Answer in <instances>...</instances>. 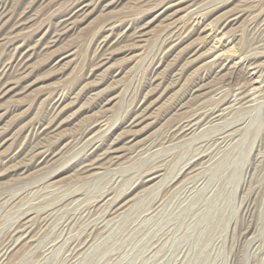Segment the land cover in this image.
<instances>
[{"label": "rangeland", "instance_id": "1", "mask_svg": "<svg viewBox=\"0 0 264 264\" xmlns=\"http://www.w3.org/2000/svg\"><path fill=\"white\" fill-rule=\"evenodd\" d=\"M24 1L12 0L15 13L22 12L30 0ZM169 1L153 0L139 11L137 0H121L103 11L102 5L90 8L78 21L76 31L56 46L40 48L32 55L28 72L0 102V250L14 227L33 211L26 219L33 228L30 241L16 247L9 260L0 264H264V88L252 107L231 114L223 122L208 124L176 143L172 129L179 119L198 111L207 118L236 92L233 78H212L209 74L203 81L206 87L193 94L194 81L207 73L204 63L209 60L190 52L196 37L187 39L157 68L170 28L188 19L187 4L170 9V19L152 23L142 48L127 51L129 42H123L108 65L94 69V48L111 20L136 18L135 22L145 23ZM199 2L197 14L208 22L242 5L239 0ZM257 3L247 4L245 15L227 29L235 39L230 46L234 45L240 56L264 51L253 30L257 23L253 9L264 7V0ZM69 4V0L34 2L32 13L39 17L17 39L9 43L0 40V67L11 44L23 40L20 38L25 34L42 36L52 16ZM168 22L172 25L169 28ZM73 51L76 58L72 60L69 54ZM186 53L188 60L194 61L183 60ZM238 55L236 61L240 60ZM156 68L163 77L156 83L163 88L169 84L165 79L172 69L182 68L180 81L169 84L164 94L154 89L149 98L156 99L151 117L136 131L127 132L126 121L153 87ZM112 72L119 74L110 78ZM261 76L264 86V68ZM56 92L66 95L65 104L77 100L61 113V119H71L28 145L36 126L52 119L48 113ZM113 96L119 101L109 109L96 104L102 97ZM185 97L182 107L171 111ZM98 119H106L101 129L96 128L98 139L106 141L107 147L120 138L117 147L123 146L122 157L99 174L78 178V164L90 147L80 140L81 132ZM228 130L232 132L225 136ZM53 134L57 136L52 138ZM222 136L226 140L236 137V141L222 147L224 138L216 140ZM52 139L59 140L52 143L54 149L70 140L71 147L48 164L20 174L19 169L31 163L34 144H51ZM196 153L204 156L195 169L171 187L173 177L182 173V165ZM155 164L164 169L158 179L161 183L148 190L150 184L136 186ZM159 199L163 201L160 208ZM125 200V209L112 213L113 204ZM150 209L155 211L148 216Z\"/></svg>", "mask_w": 264, "mask_h": 264}, {"label": "bare ground", "instance_id": "2", "mask_svg": "<svg viewBox=\"0 0 264 264\" xmlns=\"http://www.w3.org/2000/svg\"><path fill=\"white\" fill-rule=\"evenodd\" d=\"M45 1L47 0H30L28 4L23 7L24 10L22 12L15 13V10H13L12 0H0V40H4L9 43L17 36L22 35V30H24L25 28L27 29L29 27L28 24L39 17L38 14L32 13V11L34 10V8L32 9L33 3L36 2L43 4ZM120 1L121 0H69V5H66L62 10L56 12L55 16H52L54 17V19H52L51 23L47 25V28L42 36L37 35L38 37L36 38V36H34V33L30 34L29 36L25 34L22 38H20L23 40L18 43L16 42L14 44H11L10 50L7 51L5 59H3L4 65L0 67V102H2V100H4V98H6V96L11 93L13 86H16L23 78V75L28 72V63L31 60L32 55L37 52L38 49H50L56 46L60 41L64 40L70 32L76 31L78 21L81 19V17H86V14H88L87 12L90 10V8H93L94 10L99 6L101 7L102 5L103 11L105 8H108L111 5L120 3ZM152 1L153 0H137L136 4H140V6L137 7V10L139 11L143 9V6L153 3ZM199 1L201 0H171L168 3H165L168 6L161 8L158 13L153 16L152 19H150L149 21H145V23L135 22L136 18L131 19L130 21H128L127 19L126 21L124 19H117L115 21L111 20L112 22L108 23L109 27L106 29V34L102 35V37L99 38L95 46L96 48H94V69L103 68L104 66L109 64L112 58H114L113 56L115 51L120 48H116L118 45L121 46L123 42H129V46L126 49L127 51L131 52L134 49L142 48L144 46V42H146V40L148 39L146 38V36L148 35L147 29L151 26L152 23H154L158 19H162L163 21L164 19H170L168 18L170 17V13H168L170 9H173V7L176 6L187 4L188 11L185 16H188V19L183 21V24L176 23L174 26L170 25L169 22L167 23L169 25L161 24L162 26L167 25L168 28L169 26L172 27L170 28L169 36L166 39L167 45L165 46L164 51H162V53L157 57V68L161 67L165 63V61L173 55L177 48L181 44L185 43L187 39L196 37L195 46L190 52H193L192 54L194 56L200 53L199 56H205L206 58H209V60L204 63L206 69H208L207 73L199 75L194 81L193 87L195 88V90L193 91V94L201 91L206 87V83H203V81L206 77H208L207 75L209 74L211 76L213 75L212 78H221L225 76H227L228 78H233L235 83L234 88L236 86V92L232 95L233 99L229 98L227 102L224 101V104L221 107L219 106V109H215L211 114L207 115V118H204V113L198 111L196 114H190L185 116L181 120L179 119V121L173 126L172 129V132H174V140H176V143L182 142L185 138H187V136L195 133L198 130L200 131L204 128H207L209 126L208 124L212 125L214 122H218L219 120H222L223 122L231 114L241 111L242 109H248L249 107H252L256 104L258 97L260 96V94H258L259 90L264 88L262 81L260 80L262 78L261 74L264 68V51H261V53L257 52L259 54L255 53L246 56L238 55L239 53L237 54V52L234 51L236 49H234V45L232 47L230 46V44H232L235 39L233 37H230V33L227 30L237 22H239L242 16L245 15L246 10H248L247 8H245L248 7L247 4L262 2V0H239V2L242 3V5L240 4L241 6L238 5L237 7H235V9L230 11V13H227L225 17L223 16V18L219 20H214L215 23L212 20L208 22L209 20L207 21L197 14V10L199 9H197V6L199 3H201ZM209 2H211V0H209ZM22 3H26V1ZM260 8H251L253 10H256L254 11L255 17L253 18H255V22L257 23L254 26L253 30L261 41V43H258V46L264 47V7H262L261 9ZM253 10L251 11V13L253 12ZM205 16H207L206 13ZM12 17H14V20L10 24V19ZM125 26L127 27L125 28V30H123ZM188 54L189 53H186L185 56L183 55V60H187L186 62L194 61L188 60L190 59V57H186ZM69 55L74 57L75 51L71 52ZM237 55L239 56V61L235 60V56ZM75 58L76 57L72 58V60ZM186 62L185 64L183 63V65H186ZM157 68L154 72V75L152 76L153 79L150 77L153 80V84H151V86L153 87H151V89L146 93V96L143 98L140 104H138L135 112L132 114V116H130L128 121H126V130L128 129L127 132L136 131V129L140 125H142L143 121L151 117L153 112L150 111L154 107V105H156V99L149 101V98L152 95L151 93H153L154 89L157 90V94L158 91H161L164 94L169 87V84L174 85L180 81L179 79L181 78L182 68L176 70L174 69L175 71H173L172 69L170 74H168L165 79L169 84H167L166 87L163 88L164 85H161L160 83L158 85V83H156L157 80L163 78L162 76L159 77V74H157ZM258 73L260 74L257 76ZM94 74L95 72L91 75L93 76ZM118 74L117 72H112L109 77L112 78ZM86 86L87 85H85L84 87L86 88ZM56 94L57 96L55 98L53 97L54 102L51 104V108L48 113L52 119L46 124L40 123V125L36 126L35 132L32 134L31 139H29L27 143L28 145L33 144V140H35L37 137H47L50 133L56 132V130L63 127L64 124L68 123V121L71 119H61V113L62 111L66 112L68 109L67 106L74 104L77 100L75 99L65 104L64 102L66 99V95L62 93L58 94V92H56ZM107 98L108 97H102V99H99L96 104L101 106L102 109L107 106V109H109L111 108L109 106L112 103L116 104L119 101L118 96H113L109 99ZM188 98L191 99L194 97ZM185 99L186 97L179 103H177L174 109H172L171 111L175 112V110H179L182 107L183 103H185ZM105 120L98 119L95 124H93L94 122L91 123L93 125H90L81 132L80 140L87 141L90 147L87 150L88 152L86 157L80 162V164H78L76 170L79 172L78 174L80 177L78 178H88L93 175L99 174L101 172V169H104L106 165L113 166L118 164V159L122 157L121 153L123 152V146L121 145L122 147H117L120 138L113 139V141L107 147H105L106 141L101 142L102 140L98 139V135L100 133L97 132L98 130L96 128L99 127L101 129L104 126ZM225 132L228 133L224 135L228 136L229 134H231L232 130H228ZM56 136V134H53L52 138H55ZM225 136H222L220 138L217 137L216 140L224 138L222 141L224 143L222 147L228 148L231 143H235L234 141H236V137H231L226 140ZM59 138L60 137H58V139ZM49 139H51V137ZM58 139H52L53 141H51V144H41L39 142H36V145L34 144V150L31 152V157L29 160L31 161V163L26 165L24 164V166L19 169V171H16L20 172V174L26 173L30 169L34 167H40L48 161H51L53 158H56L57 156L63 154V151L66 147L70 149L72 143L71 140L64 143L62 147L58 148V145L56 149H54L52 143H55ZM74 140L76 139L74 138ZM126 143L129 144V142ZM27 144H24V146H26ZM138 151L141 152V149ZM143 151L145 152V150ZM203 156V154L199 155L198 153H196L192 158L188 159L181 167V169H183L182 173L180 172L173 177L170 186L173 187L179 181L181 176H185L192 172L195 169L196 165L199 163L197 161ZM12 157L14 158V160L16 159L14 155ZM152 166L153 167L149 168L146 171L144 177L136 182V186L139 184H143L144 186L150 184L146 187V189L148 190V188L152 187L153 185L161 183V181H159V178L164 175V169L161 165L155 164ZM154 181L155 183L152 184ZM143 185H141V187ZM43 187L44 186H42V188ZM47 187L51 188L49 185ZM106 197L107 196H104L103 200ZM126 201L127 200H125L124 202L121 201L123 203L117 202L116 204H113L112 213H116L121 209L124 210L125 206L127 205L125 204ZM162 203V199H159V208ZM154 211L155 210L150 209L146 214L149 216ZM27 214L31 216L33 214V211L26 213V216L22 219V223H19L20 225H16V228L14 227L12 232L10 231L11 233L9 234V239L3 245V249L0 250V261L9 260L8 258L10 257V254L15 250L16 247L21 244L24 245L28 241H30L31 234L33 233V228L29 220H26L29 217Z\"/></svg>", "mask_w": 264, "mask_h": 264}]
</instances>
